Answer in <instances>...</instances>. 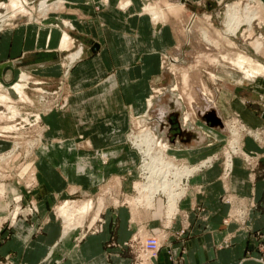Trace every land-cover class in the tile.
Segmentation results:
<instances>
[{"label":"crops","instance_id":"1","mask_svg":"<svg viewBox=\"0 0 264 264\" xmlns=\"http://www.w3.org/2000/svg\"><path fill=\"white\" fill-rule=\"evenodd\" d=\"M86 1L63 0L64 9L50 14L45 23H30L0 33V62L8 57L16 60L14 66H6L0 73L4 80L22 67L49 80L59 75L60 53L56 51L62 49L65 31L49 25L56 15L71 22V34L84 46V56L78 59L80 54L67 65V68L71 65L68 84L72 92L68 108L43 116L48 126L45 136L53 143L36 153L39 184L32 193L39 212L29 222L16 226L9 239L0 241V258L11 255L15 264H131L132 252L123 244L134 236L135 229L143 223L141 218L145 217L142 214L139 220H134L129 208L108 207L102 214V230L87 233L76 242L78 231L65 236L59 216L53 212L55 205L71 199L73 194H93L99 188L102 181L93 183L90 174L74 173L77 157L115 147L108 137L103 138L104 134L113 128L125 132L131 112L143 110L144 93L151 92L152 85L161 82L163 77L160 58L156 57H160L163 44L170 51L176 42L172 26L152 24L144 11V0H108L99 11ZM201 1L204 0H187L189 4ZM122 2L127 3L125 8L120 7ZM152 29L162 30L163 38H152ZM137 39L140 43L143 40L153 44L154 55L149 48L146 50L137 44ZM79 48L82 53V47ZM22 58L24 63L20 61ZM262 94L263 81H253L252 89L245 94L252 99L251 104L234 97L225 113L235 110L249 126L264 127ZM200 121L218 136L211 134L197 142L192 129L183 127L172 133L171 143L177 148V156L190 162L216 152L223 138L221 130L215 129L212 123L196 118V123ZM242 148L260 154L264 150L250 136L243 138ZM65 159L68 166L71 164L66 169ZM120 159L119 156L108 159L98 168L103 180L118 174L127 188L130 167L121 169ZM93 161L94 165L101 162L98 158ZM219 172V165L214 164L190 179L193 186H200L199 190L192 189L179 200L175 218L163 232L162 244L152 264H255L250 262L253 259L245 258L246 254L250 252L254 259L261 256L258 247L260 242L264 246V176L251 181L237 157L228 185L232 190H225ZM226 196V200L221 199ZM229 196H233L232 202L227 201ZM249 199L253 206L248 208L244 223V217H229L234 206L243 208ZM38 224L42 232L31 236ZM181 228H186L185 233L177 235Z\"/></svg>","mask_w":264,"mask_h":264},{"label":"rangeland","instance_id":"2","mask_svg":"<svg viewBox=\"0 0 264 264\" xmlns=\"http://www.w3.org/2000/svg\"><path fill=\"white\" fill-rule=\"evenodd\" d=\"M40 1L27 0L24 4L25 9L12 12L14 8L12 5L22 2L0 0V16H3L0 18V33L30 23L41 25L50 18V14H58L63 10L66 4L54 3L56 0H46L47 3L53 2V4L41 10L37 6ZM94 1L87 0L86 3H92L95 11H99L108 2V0ZM126 4L122 2L120 7L125 8ZM227 10V14L234 17L242 14L246 16L238 19L239 24L232 29L235 32L236 41L233 48L229 47L228 43H224L220 37H216L212 31V29L215 31L223 29ZM144 11L154 26L169 24L175 33L174 48L166 51L167 45L163 44L160 57H156L157 60L160 58V66L163 70L162 81L153 84L151 92L144 93L143 110L132 111L128 116V128L123 133L129 136V139H112L110 142L113 145L116 144L115 147L106 151L98 150L95 153L85 152L77 157L74 173L78 174L84 173L77 160L83 157L101 160L95 165L92 162L93 167L86 170L87 174L93 176V183L102 181L99 188L93 194L77 192L71 199L61 201L53 208L54 214L59 216L65 236L78 231L75 235L76 242H79L87 233H98L102 230V214L108 207L129 208L134 220H139L144 214L145 220L141 218L143 223L135 229L134 236L123 244L132 252L131 264H152L151 260L154 257L150 258V255L143 251L144 240L150 237L157 238L161 246L163 232L168 230L170 222L175 218L174 215L173 219L165 224L167 199L163 193L162 196L161 193L156 195L153 209L145 211V207L143 208L140 201L138 202L141 196L138 186L145 181V171L143 156L138 146L131 141V137L138 136V140L146 145L144 148H147L152 156L159 157L164 150L165 154L162 156L165 158L163 159L177 164L179 172L181 168L196 169L199 166V169L189 177L185 176V171L182 169L183 172L177 182L180 184L179 187L185 190L179 200H182L190 190H199L200 186H193L190 179L197 172L210 168L214 164L220 167L218 177L222 180L225 190H232L228 185L234 169V159L237 157L242 160L251 181L264 176V150L260 154L245 151L242 148L243 138L250 136L264 149V127H251L235 110H229L227 113L224 110L234 97H240L246 105H250L252 99L245 94L252 89V82L255 80L263 81L264 92V76H246L238 71L231 63L232 61H229V59L234 60L238 55L249 54L264 63V50L258 52L253 50L256 39L264 43V0H204L192 4L187 3V0H144ZM248 16L249 22L243 21L248 20ZM49 25L60 27L71 37L69 43L61 45L62 49L58 48L56 51L60 53V57L57 58L61 67L59 75L49 80L23 67L6 80L2 74L0 75V241L9 239L16 226L29 222L39 212L32 193L39 184L36 153L42 148L47 149L53 143L50 142L49 137L45 136L48 126L43 121V116L49 112H63L68 108L72 92L68 84L71 65L68 68L67 65L73 61L71 58L73 52L81 50V48L77 49L79 46L82 47V53L76 59L84 56V46L71 34L73 25L68 19L59 18L56 15ZM162 34V30L152 29L151 37L158 36L161 39ZM136 42L144 46L146 50L149 48L148 51H152L154 55L153 44H146L143 40L140 43L138 39ZM223 55L228 57V60L224 58L222 60ZM15 61L10 57L2 60L0 73L6 66H14ZM20 61L24 63L25 59L22 58ZM5 72L7 73V70ZM22 73L25 77H21ZM17 82L22 87L21 94L10 87ZM262 96L260 99L264 101V94ZM175 111L179 112L180 116L179 128L192 129L193 139L197 142H201L205 136L218 135L206 123L203 124L201 121L199 124L196 123V118L212 123L215 129H220L223 138L218 142L217 151L194 162L177 156V148L174 149L171 143L172 133L178 130L172 114ZM184 114L188 115L187 124H182ZM216 119L220 120V123ZM118 156L121 157L118 164L121 169L127 170L130 167L131 179L127 188L122 184V178L118 174L103 180L102 171L98 168L101 164L104 165L106 160ZM68 164L69 162L65 159L63 167H67ZM134 165L135 167L131 169ZM155 165L158 164L155 163ZM221 199L226 200L227 196ZM232 199L233 196H229L227 201L232 202ZM65 202L68 203L66 206H70L68 213L72 215L68 216L69 218L61 215L58 209ZM88 203L90 209L85 214H79V211H76L77 208ZM243 204V208L234 206L229 217L232 219L244 217L242 222L244 223L245 218L248 217V208L253 206V202L249 199L247 204L245 202ZM155 221L157 223L153 224ZM185 230L186 228H181L176 234L183 235ZM27 231L28 229H25L26 233ZM40 232L42 227L38 224L30 235L35 236ZM258 249L262 252L257 259H254L250 252L245 258L253 259L250 262L255 264H264L262 242ZM0 264L15 263L11 255L7 254L0 258Z\"/></svg>","mask_w":264,"mask_h":264},{"label":"bare ground","instance_id":"3","mask_svg":"<svg viewBox=\"0 0 264 264\" xmlns=\"http://www.w3.org/2000/svg\"><path fill=\"white\" fill-rule=\"evenodd\" d=\"M18 1H20L22 3H19L20 5L19 4H17V5L13 4L12 7H14L15 9L10 6L12 8V12L25 9L24 4L27 3V0H18ZM55 2L57 4H59V3L63 4V0H56V1H54V3ZM37 4H38L37 6L39 9L44 10L46 8H49L50 4H53V2L47 3L46 0H41ZM225 12H226L225 13L226 19L223 23V29L216 30V31L214 29H212V31L214 32L216 37H218V38L220 37L224 43H228V46L233 48V46L236 44V41L234 38L235 32L232 29L234 26L239 24L238 19H241V18L243 19L246 16L242 14V15L234 17L231 14H227L228 10ZM7 15L10 16V14H7ZM1 17H3V16H0V18ZM249 20L250 19L248 16V20H243V21L249 22ZM261 38H262V36L260 37V39ZM70 40H71L70 36L67 33H64L63 38H62V45L69 43ZM238 46H235V47H238ZM253 50H254V52L264 50V43L262 41H259L258 39H256V43L253 46ZM80 54H81V50L79 49L71 55L72 60L76 59V57L79 56ZM221 58H222V60H223V58H224V60H226L228 57L223 55V57H221ZM229 61H232L231 63H233V65L238 69V71H240L241 73H244V75H246V76H252V77L253 76L256 77L259 75L264 76V63L260 62L256 58H253L249 54L246 56H243L242 54L238 55L237 58H235L234 60L229 59ZM21 77H25L24 73L21 74ZM13 84H12V86H10L11 89H15L16 92H19V94H21L22 93L21 85H19L18 82L15 83L14 85ZM187 120H189L188 115L184 114L182 124H187ZM107 132H109V131H107ZM107 137L109 138V140L117 139V138L129 139V136H126L123 132H119L118 130H116L114 128H113V130L110 131V133L104 134L103 138H107ZM131 141L134 143V145L138 146V149L140 150V153L143 156V162H144L143 164H144V171H145L144 172L145 173V177H144L145 181H144V183H141L139 186L137 185L139 188L138 192L142 196V198H141V196L139 194L140 200H138V202L140 201V203L143 205V208L145 207L144 210L147 211L149 209L154 208L155 198H156V195L158 193L165 194L166 195L165 197L167 199L166 200L167 205H166V211H165L167 216H166V221H165L166 223L165 224H167V223H169L170 219H172L173 216L176 214L177 209H178L177 208L178 200L180 199V195L183 194V191L185 190V188L179 187L180 184H178V182H177L180 174L184 170L185 176L189 177V175H193L194 174L193 172L199 169L198 168L199 166L196 167V169L195 168L183 169L180 167L181 169L179 168L180 169V172H179L177 164H174L169 160L163 159V158H165L162 156L165 154L164 150H162V153H160L159 157L158 156H152V155H150V152L148 151V149L144 148L145 144L144 143L141 144V142L138 140V136L131 137ZM136 142L138 144H136ZM93 160H95V159L90 160L88 158L85 159L84 157L77 160V163L82 166L81 169H82L83 173L86 174L87 168L90 169L93 167V165H92ZM155 163L160 165V166L159 167H158V165L156 166ZM179 190H181V191L179 192ZM67 204H68L67 202L63 203L61 206L58 207V209H59L61 215H65L67 218H69L68 216H71L72 214L68 213L70 211L69 210L70 206H66ZM141 204H140V207H142ZM89 209H90V204L88 203L87 205H84V206H81L80 208H77L76 211H79V214H85Z\"/></svg>","mask_w":264,"mask_h":264},{"label":"built area","instance_id":"4","mask_svg":"<svg viewBox=\"0 0 264 264\" xmlns=\"http://www.w3.org/2000/svg\"><path fill=\"white\" fill-rule=\"evenodd\" d=\"M143 246L145 247L143 251L147 252L150 255V258L151 257L155 258L157 256L159 248H160L159 240L157 238L150 237V238L145 239Z\"/></svg>","mask_w":264,"mask_h":264},{"label":"water","instance_id":"5","mask_svg":"<svg viewBox=\"0 0 264 264\" xmlns=\"http://www.w3.org/2000/svg\"><path fill=\"white\" fill-rule=\"evenodd\" d=\"M173 115H174V117H175V122L177 123V128L180 130L181 128H179V126H178V116H179V112H174L173 113ZM217 120V122H219L220 123V120H218V119H216ZM215 120V121H216ZM212 122H213V120H212ZM186 131V130H185Z\"/></svg>","mask_w":264,"mask_h":264}]
</instances>
